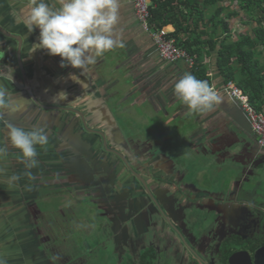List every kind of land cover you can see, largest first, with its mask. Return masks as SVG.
Here are the masks:
<instances>
[{"label":"crops","instance_id":"1","mask_svg":"<svg viewBox=\"0 0 264 264\" xmlns=\"http://www.w3.org/2000/svg\"><path fill=\"white\" fill-rule=\"evenodd\" d=\"M46 2L55 4L57 0ZM120 2L119 27L123 29L125 47L99 58L97 65L77 84L60 80L68 72L79 70L62 69L59 56H49L43 49L31 52L39 36L38 29L29 34L25 26L31 0H0V26L17 37V40L8 38L0 32V65L15 68L14 81L0 80V83L10 90L19 105L15 113H5L4 120L26 129L35 124L46 125L49 134L47 151L37 147L40 163L31 170L36 177L34 181L23 176L25 169L15 158L18 150L10 149L9 162L0 165L3 169L0 172V257L6 264H73L66 256L73 258L69 251L73 247L71 240L79 242L84 230L79 225L92 229L89 217L96 216L93 210L87 214L83 210L80 213L86 214L85 224L75 225L77 212L72 199L80 207L95 203L108 219V215L115 218L120 213L130 216L129 219L143 215V209L123 208L138 184L133 183L130 172L114 155L104 152L103 142H95L93 132L104 134V142L111 150L148 157L152 166L148 172L154 174L151 189H164L163 198L175 199L168 184H178L183 179L181 185L187 187V197L200 201L203 213L215 215L221 202H217L216 195L226 197L234 186L242 184L243 178L235 167L224 166V160L217 161V154L236 148L239 138L249 140L245 150H252L257 147V137L229 127L238 105L224 92L225 82L216 67V54L205 53L204 61L210 84L222 102L211 112L190 117L186 106L174 95V84L185 73L193 75L194 65L162 60L153 39L138 20L133 1ZM188 2L169 0L164 9L166 20L170 21L166 28L172 36L177 32V23L190 18ZM159 4L152 0L151 8L159 12ZM232 21L235 19L231 24ZM24 69L29 78L27 86ZM29 90L40 107L29 97ZM61 90L68 93L67 100L53 103L52 96ZM138 106L158 121L154 122L156 126H161V132L154 130V144L149 139L145 143L135 139H141V128L147 123L135 111ZM6 135L5 123L0 121V141H5ZM129 139L134 140L130 143ZM88 164L93 166L90 171L86 170ZM138 169L135 168L137 172ZM218 169L228 173L221 177ZM13 173L21 179L17 187L9 188L7 179ZM138 174L145 177L144 171ZM96 180L99 186H95ZM118 203L122 205L120 210L116 208ZM59 234L70 238L63 243L69 252L63 253L64 248L60 250L55 244Z\"/></svg>","mask_w":264,"mask_h":264},{"label":"flooded vegetation","instance_id":"2","mask_svg":"<svg viewBox=\"0 0 264 264\" xmlns=\"http://www.w3.org/2000/svg\"><path fill=\"white\" fill-rule=\"evenodd\" d=\"M95 138V142L104 143L101 136ZM245 149L237 145L229 152L217 154V161L224 160V166L235 167L243 181L226 197L216 195L217 202H221L215 215L203 213L200 201L192 198H181L178 204L173 198H165L170 209L165 218L154 207V215H137L130 229L122 225L130 216L120 213L115 218L108 215V219L106 214L94 210L99 220L111 223L105 238L108 264H232V257L240 253L253 260L264 249V199L256 197L255 189L260 186L254 185L264 170V149L258 140L256 148ZM117 162L120 163L118 159ZM217 173L224 177L228 172L218 169ZM110 179L111 176L109 182ZM154 193L162 196L166 191L154 189ZM121 207L120 203L116 206L118 210Z\"/></svg>","mask_w":264,"mask_h":264},{"label":"clouds","instance_id":"3","mask_svg":"<svg viewBox=\"0 0 264 264\" xmlns=\"http://www.w3.org/2000/svg\"><path fill=\"white\" fill-rule=\"evenodd\" d=\"M120 7V0H57L55 4L31 0L25 26L29 34L39 30L38 42L33 44L31 52L43 49L49 56H59L62 69L79 70L68 72L60 80L80 83L81 77L97 65L99 58L125 47L123 29L119 27ZM14 73L11 65H0V80L13 82ZM174 95L186 106L190 117L211 112L222 102V97L208 81L197 79L191 73H185L175 82ZM67 98L68 93L61 90L51 101L59 104ZM18 107L16 98L0 83V121L7 130L6 140L0 141V165L9 162L10 149L18 150L15 158L25 169L23 176L34 181L36 177L31 170L40 163L37 147L47 151L49 134L46 125L35 124L26 129L4 120L5 113L13 114ZM20 179V175L13 173L7 179L8 187H17ZM0 264H6L2 257Z\"/></svg>","mask_w":264,"mask_h":264},{"label":"trees","instance_id":"4","mask_svg":"<svg viewBox=\"0 0 264 264\" xmlns=\"http://www.w3.org/2000/svg\"><path fill=\"white\" fill-rule=\"evenodd\" d=\"M155 1L160 3V11L155 12L151 8L153 22L164 28L170 23L166 20L164 11L169 0ZM188 1L190 18L177 23V32L173 37L177 41V46L193 58V75L210 83L204 54L207 53L209 56L216 54V67L225 85L230 82L236 83L249 95L251 103L259 110H263L264 0H240V11L253 14L257 22L253 29L240 34L232 32L230 22L240 15V11L236 10L233 4L237 0Z\"/></svg>","mask_w":264,"mask_h":264},{"label":"water","instance_id":"5","mask_svg":"<svg viewBox=\"0 0 264 264\" xmlns=\"http://www.w3.org/2000/svg\"><path fill=\"white\" fill-rule=\"evenodd\" d=\"M0 32L3 35L7 36L8 38L17 40V37L15 35L10 34L5 28L1 26H0ZM23 74H24V77H23L24 82H25V85L27 86L28 84L27 79L29 78L26 75L25 69L23 71ZM31 95H32V92L30 91L29 97L37 106L40 107L41 105L37 102L38 100L35 99L36 97L34 96L35 97L34 98ZM229 127H232V129L238 131L239 133L241 132L242 134H245V135L253 134L250 122L240 106H237V111L234 117L232 118V125H230ZM93 133L94 135L101 136L104 139V134L99 133V132H93ZM248 144H249V140L245 138L238 139L237 145L247 148ZM107 152L111 153L112 155L118 158L120 163L126 168V170H128V172H130L133 178V183L138 184V187L135 186L133 189V196L127 199V201H125V203L123 204V208H125V210H132V208L134 207V210L135 208H137V210L139 211L140 209H143L144 210L143 215L150 214V213L154 215L153 211L155 207L157 212L160 213L165 218L167 213H169L170 211L167 205L168 200L160 196L158 193L157 194L154 193V188L151 189L152 186L154 187V174L148 172L152 169L151 163H149L150 159L148 157H143V158L138 157L134 153H131V156L130 154L126 155V154L120 153L117 150H112V151H107ZM139 167L140 169H138ZM135 168L138 169V172L144 171L145 177L144 178L140 177V175L138 174L137 170H135ZM161 181H164V180L161 179ZM182 181L183 179H180L178 184L177 183L168 184L172 188V192L170 193L171 197H174V198L176 197L175 198L176 204L180 203L181 198H188L187 197L188 195L186 192L187 187L186 186L183 187V185H181ZM119 183L123 184V182H119ZM94 184H97L95 186H99L98 183H94ZM122 184H120L118 187H121ZM164 184L167 185L166 183ZM179 184L180 186H178ZM135 221L136 219L131 217L130 219H128V221L123 222V226L132 229L135 224ZM231 263L232 264H264V249H261L260 251H258L253 260L250 258L248 254H244V253L236 254L232 257Z\"/></svg>","mask_w":264,"mask_h":264},{"label":"rangeland","instance_id":"6","mask_svg":"<svg viewBox=\"0 0 264 264\" xmlns=\"http://www.w3.org/2000/svg\"><path fill=\"white\" fill-rule=\"evenodd\" d=\"M227 3L230 4L229 2H227ZM233 4H234L235 9L240 11V9H239V6H241L240 0L233 2ZM241 10H242V8H241ZM254 19L255 18H254L253 14L250 15L247 12L240 11V15L238 17L236 16L235 21H232V27H234V29L237 30V34H240V32H243V31H246L249 29H253L257 25V23ZM238 28H239V31H238ZM135 111L138 114L143 115L145 117V119L147 120V123L144 126H142V128H141L142 129L141 139L140 138H135V139L141 140L142 143H145L146 140L149 139L154 144V130L157 128V130L159 132H161V126L160 125L156 126L154 124V122H158V121H155L154 118L148 116L145 113L146 111L141 109L140 106H138L137 109H135ZM147 132H152V133L148 134ZM167 132H169V131H167ZM169 133H171V132H169ZM129 140L131 143L132 142L131 140H134V139H129ZM103 146H104L103 147L104 151H112L111 149H109L107 147V144L105 142H104ZM115 158L118 159L116 156H115ZM91 167H93L92 164L91 165L88 164L86 166V170L90 171ZM96 183H98V180H96ZM256 184L260 186V188L258 187L257 189H255L258 192L256 197L258 198V195H260V198L264 199V170L257 176V179H255L254 185H256ZM250 188H252V187H250ZM71 202H72L73 206L76 207V212H77L76 218L74 219L75 221L73 220L75 222V225H77V223L85 224L83 221H84L86 214L89 211L91 212V210H93V212H95L96 209H98V208H96L97 205L95 203H91V204L85 203L84 205L81 206L84 208L80 211V209H81L80 205L81 204H79V206H77V204H75V200H73V199L71 200ZM65 204H66L65 200H63L62 205H65ZM92 206H93V208L91 209ZM83 210H85L86 214L80 213ZM263 211H264V207H262L261 212H263ZM67 212L70 213L69 210H67ZM96 215L97 214L94 213V216H96ZM262 215L264 216V213ZM96 218H97V220H96ZM96 218L93 216L89 217L93 230L87 229L85 227V225H79L80 229L84 228L83 236L81 238H79V242L75 239L71 240V242H73V244H72L73 247L70 246V247H72V249L69 247V251L71 252V255L73 256V258L70 257V255H66V256L69 257V261L73 260V264H76V263L77 264L78 263H81V264H108L107 257L109 255V252H108V248L106 245L105 238L107 236V230L106 229L109 228L111 223H109V222H103L102 223L101 221H98L99 219L97 216H96ZM193 229L197 230L196 227H193ZM65 241H70V238L65 237V236L63 237L60 234H59V236H57V240H55V244L58 245L60 250H63V248H64L63 253L69 252L67 250V248L64 247L63 243ZM76 256H78L79 258ZM61 257H62V260L64 261L63 254L61 255ZM57 261L59 262V259H57Z\"/></svg>","mask_w":264,"mask_h":264},{"label":"built area","instance_id":"7","mask_svg":"<svg viewBox=\"0 0 264 264\" xmlns=\"http://www.w3.org/2000/svg\"><path fill=\"white\" fill-rule=\"evenodd\" d=\"M132 1L135 6L138 20L144 31L153 39L162 60L168 63L184 61L190 66L194 65L193 58L185 50L177 46L176 39L167 28H160L153 22V14L151 11L152 0ZM224 86L226 95L244 111L250 122L252 132L257 137L259 146L264 149V111H257L255 106L251 103L249 95L245 94L236 83L230 82Z\"/></svg>","mask_w":264,"mask_h":264}]
</instances>
